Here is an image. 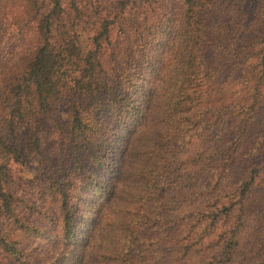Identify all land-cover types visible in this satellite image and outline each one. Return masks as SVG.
<instances>
[{
	"label": "trees",
	"instance_id": "16d2710c",
	"mask_svg": "<svg viewBox=\"0 0 264 264\" xmlns=\"http://www.w3.org/2000/svg\"><path fill=\"white\" fill-rule=\"evenodd\" d=\"M246 2L0 0V264H264Z\"/></svg>",
	"mask_w": 264,
	"mask_h": 264
},
{
	"label": "rangeland",
	"instance_id": "374dc122",
	"mask_svg": "<svg viewBox=\"0 0 264 264\" xmlns=\"http://www.w3.org/2000/svg\"><path fill=\"white\" fill-rule=\"evenodd\" d=\"M255 4V0H247L245 4V11L247 13V16L250 17L252 14V8ZM35 164L32 160L27 159L25 161V164L23 166V174L25 177H29L32 175L34 170Z\"/></svg>",
	"mask_w": 264,
	"mask_h": 264
}]
</instances>
